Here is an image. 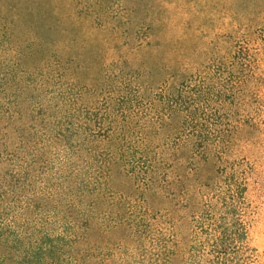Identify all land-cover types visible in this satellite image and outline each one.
I'll return each mask as SVG.
<instances>
[{"label": "trees", "instance_id": "trees-1", "mask_svg": "<svg viewBox=\"0 0 264 264\" xmlns=\"http://www.w3.org/2000/svg\"><path fill=\"white\" fill-rule=\"evenodd\" d=\"M201 1L0 0V264H178L183 144L165 140L182 94L168 85L192 50L166 5ZM134 83L163 91L144 117L126 107ZM162 212L170 238L150 254Z\"/></svg>", "mask_w": 264, "mask_h": 264}, {"label": "rangeland", "instance_id": "rangeland-1", "mask_svg": "<svg viewBox=\"0 0 264 264\" xmlns=\"http://www.w3.org/2000/svg\"><path fill=\"white\" fill-rule=\"evenodd\" d=\"M166 10L170 37L185 30L192 50L176 66L181 79L168 85L182 94V130L165 140L183 144L178 264H264V0H203ZM128 92L133 104L126 107L143 117V106L163 93L141 92L137 83ZM102 128H91V137L103 135ZM27 133L40 149L41 129L29 125ZM43 152L36 186L61 157L54 144ZM163 214L146 238L150 254L159 235L170 238Z\"/></svg>", "mask_w": 264, "mask_h": 264}]
</instances>
